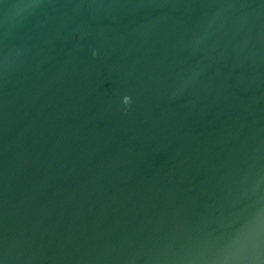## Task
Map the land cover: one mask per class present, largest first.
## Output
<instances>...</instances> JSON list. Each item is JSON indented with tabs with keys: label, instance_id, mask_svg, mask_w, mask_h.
Here are the masks:
<instances>
[{
	"label": "water",
	"instance_id": "water-1",
	"mask_svg": "<svg viewBox=\"0 0 264 264\" xmlns=\"http://www.w3.org/2000/svg\"><path fill=\"white\" fill-rule=\"evenodd\" d=\"M0 264H264V0H0Z\"/></svg>",
	"mask_w": 264,
	"mask_h": 264
}]
</instances>
